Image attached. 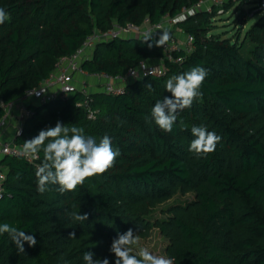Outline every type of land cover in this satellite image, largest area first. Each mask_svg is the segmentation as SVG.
<instances>
[{
    "label": "trees",
    "instance_id": "1",
    "mask_svg": "<svg viewBox=\"0 0 264 264\" xmlns=\"http://www.w3.org/2000/svg\"><path fill=\"white\" fill-rule=\"evenodd\" d=\"M199 1L0 0V8L9 14L0 25V120L3 103L38 86L61 57L75 53L95 30L104 31L116 21L141 23L146 17L157 23ZM258 2L223 4L237 23L232 37L214 31L216 18L225 14L215 4L180 21L194 35V49L174 51L183 56L181 62L165 59L166 75L131 80L122 93L92 91L95 119L78 104L85 97L79 89L42 104L30 103L35 113L17 136L19 143L61 122L83 128L97 142L108 135L120 155L105 173L64 193L58 185L40 193L39 167L26 156H3L0 224L34 235L37 244L25 242V252L18 253L8 234L0 235V264H86L87 251L94 253V260L108 258L115 264L110 247L118 234L131 228L146 236L153 227L168 238L174 264H264V8ZM141 40L132 35L101 41L83 68L117 75L164 55L153 40ZM196 66L208 71L202 96L178 111L173 130L164 132L151 119V109L171 97L164 87L167 79ZM193 126L221 137L213 153L197 158L189 151ZM39 155L41 166L43 151ZM178 192H194L195 197L169 205L165 216L153 219L154 209ZM72 212L86 213L88 220L76 222Z\"/></svg>",
    "mask_w": 264,
    "mask_h": 264
},
{
    "label": "clouds",
    "instance_id": "2",
    "mask_svg": "<svg viewBox=\"0 0 264 264\" xmlns=\"http://www.w3.org/2000/svg\"><path fill=\"white\" fill-rule=\"evenodd\" d=\"M9 18L4 8H0V25ZM153 31L142 34V42L153 40L155 46L163 47L170 40L167 30H160L158 40H154ZM152 43L148 44L151 48ZM208 75L207 69L196 66L187 72L174 74L165 82V90L171 97L158 100L151 109V119L164 132H171L177 121L180 110L190 108L202 96L200 88ZM151 88V85H146ZM147 119V118H146ZM195 139L190 144L189 151L197 158L213 153L221 137L204 126H193L191 129ZM47 141V143H45ZM43 151V163L36 171L37 190L44 193L48 185H58L60 193L74 191L78 185H83L86 178L105 173L114 166L116 158L120 155L119 149H114L112 140L104 135L99 142L84 134V129L75 125L68 126L57 122L55 127L41 130L32 139L26 140L20 151L22 156H36ZM71 219L76 222L88 220V214L70 213ZM7 233L15 244L18 253H24V243L30 247L37 244L34 235L9 224H0V235ZM70 237L75 238V233ZM139 237L130 228L114 238L110 252L115 256V264H174V258L153 255L148 248L141 247L133 254V246L137 245ZM94 253H84L86 264H109L108 258L93 259Z\"/></svg>",
    "mask_w": 264,
    "mask_h": 264
},
{
    "label": "built area",
    "instance_id": "3",
    "mask_svg": "<svg viewBox=\"0 0 264 264\" xmlns=\"http://www.w3.org/2000/svg\"><path fill=\"white\" fill-rule=\"evenodd\" d=\"M226 1L200 0L194 7L183 9L177 15L173 16L167 13L157 23L151 22L149 17H146L141 23L133 21L122 23L116 21L110 28L104 31L95 30L92 32L84 39L75 53L70 56L61 57L56 69L38 86L27 89L24 96L18 100L3 103L5 114L0 120V161L5 155H20L23 144L19 143L16 138L23 133L27 119L35 113L30 103L42 104L57 97H65L79 89L85 94V97L78 104L86 110L89 118L95 119L98 110L93 107L92 91L103 90L113 94L122 93L131 80L153 73L159 76L166 75L167 67L164 64L165 59L181 62L183 56H175L174 51L184 50L189 53L195 46L194 35L186 32L181 27L179 31H176L175 26H179L180 21L194 14L197 9L211 10L214 4L219 6V13H225L223 4ZM232 1L237 2L239 0ZM257 4L264 8V0H259ZM160 30L169 31L171 38L162 47L164 55L157 59L159 60L158 62L142 61L139 65L130 67L126 73L117 75L106 71L88 72L83 68V62L92 56L97 43L101 41L121 36H142L145 31H153V35L159 38ZM90 78L95 81L94 86L89 83ZM10 124L14 132L12 135L4 137L3 131ZM26 157L37 167H40L39 154ZM5 178L6 170L0 162V197L3 195Z\"/></svg>",
    "mask_w": 264,
    "mask_h": 264
},
{
    "label": "rangeland",
    "instance_id": "4",
    "mask_svg": "<svg viewBox=\"0 0 264 264\" xmlns=\"http://www.w3.org/2000/svg\"><path fill=\"white\" fill-rule=\"evenodd\" d=\"M249 7H250V4H246V8H249ZM257 16L258 15L253 16L251 20L248 22V25L254 22ZM216 20H217V26H218L214 29L216 33H224L226 36H229V37H232L235 34L237 30V23L233 21L234 20L233 17H230L228 16V14L225 13L223 16L217 17ZM246 26H243V28H245ZM175 28H176V31L180 30V26L178 25H176ZM243 35L244 34H242L241 36L242 38H243ZM249 43H250L249 41L246 42L248 46H249ZM194 197H195L194 192H188V193L178 192L169 200L158 205L152 213V218L155 219L157 217H163L166 215L163 212V210L166 209L169 205L175 204V203H184L189 200H192ZM138 237H139L138 244L133 246L134 252H137L139 248L141 247H146L153 255L164 256L166 258H170L168 251H167L169 240L165 235L162 234V232L160 231L158 227H153L150 230L148 235L146 236L139 235Z\"/></svg>",
    "mask_w": 264,
    "mask_h": 264
},
{
    "label": "crops",
    "instance_id": "5",
    "mask_svg": "<svg viewBox=\"0 0 264 264\" xmlns=\"http://www.w3.org/2000/svg\"><path fill=\"white\" fill-rule=\"evenodd\" d=\"M152 62H158L159 60H157V59H154V60H151ZM94 80L93 79H89V83L92 85V86H94ZM13 132H14V129H13V127L11 126V124L8 126V127H6L5 129H4V131H3V133L5 134H3L4 135V137H7V136H10V135H12L13 134Z\"/></svg>",
    "mask_w": 264,
    "mask_h": 264
}]
</instances>
